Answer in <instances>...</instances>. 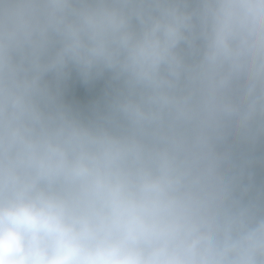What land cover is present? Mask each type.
Segmentation results:
<instances>
[{"label":"clouds","instance_id":"1","mask_svg":"<svg viewBox=\"0 0 264 264\" xmlns=\"http://www.w3.org/2000/svg\"><path fill=\"white\" fill-rule=\"evenodd\" d=\"M0 264H264V0H0Z\"/></svg>","mask_w":264,"mask_h":264}]
</instances>
